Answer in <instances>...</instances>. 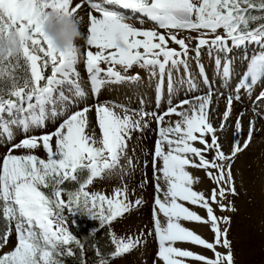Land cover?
Segmentation results:
<instances>
[{
    "label": "snow or ice",
    "instance_id": "1",
    "mask_svg": "<svg viewBox=\"0 0 264 264\" xmlns=\"http://www.w3.org/2000/svg\"><path fill=\"white\" fill-rule=\"evenodd\" d=\"M89 5L100 16L89 12L87 45L97 51L86 52V70L94 95L108 84L140 82L139 73L127 75L133 66L144 69L149 79L156 80L158 94L165 82L170 96L185 84L196 89L189 53L194 51L198 61L203 49H208L210 56L217 53L213 74L230 82L235 68L228 54L250 45L258 46L259 51L247 58L233 88L235 95L230 93L227 97L219 128L214 127L207 112L214 84L203 64L197 63V75L207 87L206 94L180 100L175 105L170 101L162 114L143 110L129 114L123 105L98 104L94 107L97 135L89 119L93 107L85 106L68 114L86 95L75 67L79 54L57 52L42 28L47 10L56 8L77 15L83 5L78 0H0V38L8 30L21 37V50L15 57H0V138L10 141L17 129L25 137L11 145L0 163V214L6 220L0 248L8 244L13 231L16 236L13 249L0 255V264H63L61 257L74 255L69 245L75 243L83 249L81 241L66 226V211L71 216L88 212L92 220L104 226L143 203L142 199L129 200L126 186L114 189L111 196L86 189L94 179L120 167L132 133L149 127L146 116L154 117L158 125L152 164L157 193L153 230L159 244V259L164 264H185L180 258L201 264H235L228 229L221 227V223L230 224V218L218 217L212 204L221 211H235L224 201L228 195H237L232 165L238 154L248 148L254 122L250 121L247 139L242 142L240 117L244 113H240L234 122L236 131L230 154L222 150L216 133L225 130L233 101L241 100L240 92L250 93L264 81V0H89ZM108 6H118L132 15L110 10ZM136 14L146 17L154 27L143 29L129 23ZM182 30L198 35L181 38L178 33ZM189 39H195V48L189 47ZM170 44L177 45L179 50ZM102 63L108 67L102 68ZM49 69L50 74L45 75ZM257 100H264V91ZM65 114L55 131L29 134ZM171 115L180 119L163 126L165 117ZM195 142L202 147L195 146ZM41 147L46 159L34 154H12L16 149L31 151ZM206 153H212L211 158H206ZM192 157L198 158V163ZM158 161L162 162L161 167H157ZM127 164L134 169L131 157ZM189 165L215 170V175L212 171L207 173L218 186L211 190L210 197L192 189V178L186 171ZM84 171L88 176L77 190L66 191L62 187L66 181L78 182L79 173ZM158 172L167 184L166 190L160 187V176L155 175ZM183 202L204 208L206 218ZM161 214L166 218L165 224L161 223ZM181 221L210 224L214 243L185 228ZM177 242L202 246L211 250L214 258L182 250L175 246ZM141 243L139 238L116 240L109 257L119 258ZM217 246L225 248L226 253L216 251ZM99 264H109V260L101 258Z\"/></svg>",
    "mask_w": 264,
    "mask_h": 264
},
{
    "label": "rangeland",
    "instance_id": "2",
    "mask_svg": "<svg viewBox=\"0 0 264 264\" xmlns=\"http://www.w3.org/2000/svg\"><path fill=\"white\" fill-rule=\"evenodd\" d=\"M96 0H92V2H95ZM112 10V9H110ZM127 15V14H126ZM132 15V14H131ZM144 20V23L141 24L140 20ZM129 23H133L138 28L143 29H150L154 27V24L152 22H149L147 18H137L132 16V19L128 21ZM162 32L163 30H158ZM178 35L181 38H190V37H196L198 33L191 32L187 30H182L178 33ZM87 39V34H85V38L83 41ZM83 41H79L78 44L83 43ZM189 47L195 48L196 41L195 39H189ZM170 47L177 48L178 46L175 44H170ZM243 49V52H239L237 50ZM91 51L95 52L97 49L90 48ZM250 50V51H246ZM84 51V50H83ZM259 51V47L255 45H250L246 48H239L234 49L232 52H230L228 55L232 58L234 68H235V74L232 76L230 82L229 81H223L222 77L219 75L213 74V60L214 57L217 55V53L213 52V54L210 56L208 49H203L201 51L199 60L197 61L195 59V52H190L189 56L193 59L190 61L191 64V71H194L197 73L196 65L197 63L203 64V66L207 70V74L210 78V80L214 84V90L213 95L211 97V103H210V109L208 110V115L210 121L213 123L214 127L218 126L220 123V118L223 116V113L226 110L227 106V97L231 93L232 95H235V92L233 91V88L237 81L241 78V74L243 73L244 69L240 70V67L245 65L247 62V58L253 55L254 53ZM85 52H82L81 55H79L77 63L75 65L77 72L80 74V82L83 87V89L90 94L92 92L91 90V83L89 74L86 70V55H84ZM219 55L223 56V53H220ZM101 67L106 69L108 67L107 64L102 63ZM117 69H119V66H117ZM48 75L50 74V69L47 71ZM128 74V73H127ZM180 75H183V70H181ZM156 81V80H155ZM154 79L151 82L144 83L142 87H146L149 90L156 89V83ZM201 82L199 76L197 75L196 78V84L199 85ZM130 83V82H126ZM121 84H108L104 88L101 89L99 94H92L93 97H88L89 94L87 93L83 100H80L78 104L68 110V114L71 112L81 109L85 106H91L93 107V112L90 113L89 119L91 123V127L96 131L97 135H99V128L96 123V116L94 107L98 104H105V105H113L111 103L114 102V100L118 101L117 105H123L127 109H129L130 112H134L132 110L133 103L136 98H128V100H122L118 96H111L106 95L105 92L108 90L113 92V90H124L125 88H121ZM205 86V85H204ZM202 87V86H201ZM206 87V86H205ZM198 89V88H196ZM207 90V87H206ZM125 92L129 93V90L125 89ZM261 91H264V81L259 82L254 89L248 93L245 90H242L240 92L241 101H236L238 110L232 112L233 118L229 119V130L228 131H221L219 135V142L222 145V150L226 154H230L229 150L234 142V132L235 129V120L238 116H240V113H244L242 117H240L241 120V136L240 139L243 142L245 139H247V133L248 129L250 127V121L253 119V122L255 120V123L253 125V133L258 135V140L260 143H264V115L260 118L261 111L264 112V102L263 100H257V96ZM132 92V91H131ZM201 92V90H200ZM86 93V92H85ZM207 92H194L191 95H187V93H184L183 95H179L180 97H175L174 101L171 102L172 105L177 104L180 99H189L201 94H206ZM158 95V97H157ZM91 99L90 102H88L86 99ZM165 99V100H164ZM178 99V100H177ZM157 101V104H159L160 108L159 110L163 113L167 110V108L170 106V103L168 101L170 100V95L167 92L166 85L162 92L159 94L155 93V96H150L149 99H144L142 102H140L139 107L143 106L144 109H149L147 112H156V110H152V108H147L149 106L144 105L145 103H153L154 101ZM254 101L257 103V111H254L249 115L246 114V110L243 107L244 105H247L249 101ZM143 104V105H142ZM259 105V106H258ZM236 106V105H234ZM187 107V105H185ZM259 108V109H258ZM131 109V110H130ZM180 110V109H178ZM221 110V115L220 111ZM232 110H234L232 105ZM259 110V111H258ZM117 112H122L120 108L116 109ZM160 114V113H157ZM66 115H61L56 117L55 119H50L46 122V126L39 129H34L29 134L32 135H41L46 132H52L55 131V129L59 126L60 123L63 122V120L66 118ZM245 115L247 116L245 118ZM254 115V116H253ZM176 115H173V119H176L174 117ZM250 116V118H249ZM252 116V117H251ZM258 116V117H256ZM179 118V117H177ZM258 118V119H257ZM147 120L149 122V127L145 128L143 131L137 133L134 137L138 139L137 144H133L131 137V140L128 141V152L125 157L121 158L120 161V167L116 168L112 172L105 173L103 175V178L94 179L93 183L87 187V191L89 192H101L106 195L111 196L114 192V189L116 188H122L127 187L128 188V195L129 200L135 201L136 199H142L143 203L135 207L133 210H131L129 213H126L123 217L117 218L114 222H111L110 224H107L109 238L114 245L115 249V241L116 240H124L127 241L128 238H139L142 240V243L136 247L134 250L130 251L127 254L122 255L119 258L111 259L109 256L105 259L109 260V264H164V261L159 259L158 257V249L159 244L158 240L154 233V224H153V209L156 207L154 204V198L157 195L155 184L156 180L154 179V172H153V156H154V148L155 143L157 139L159 138L157 136V129L158 125L156 123V120L154 117L147 116ZM180 119V118H179ZM232 124H231V122ZM246 122V123H245ZM248 123V124H247ZM149 131L150 141H147V137L145 136V132ZM257 137V136H256ZM24 137V134L20 132L19 129L15 131V134L13 135L12 139L5 140L3 138H0V163H2L3 158L8 154L9 149L12 144L19 143ZM199 147H202L199 145ZM139 149H141V152L139 153ZM246 150V151H245ZM242 154H238V156L235 159V162L232 165V172L233 177L235 180V186L237 195L232 196L228 195L227 199L224 201L225 204L229 206H234L235 211H221L220 208L216 204H212V207L214 208L215 214L218 217H229L230 218V224H223L221 223L222 228L228 229V239L231 241L232 244V251L234 254V262L235 264H264V159L259 164L257 170L253 171L251 174V177L244 176L241 172V168L251 167V162L249 161L250 158L254 159L251 155H257V153H260L259 147L257 145H253L252 148L245 149ZM12 154L15 155H25V154H34L37 155L39 158L46 159V152L41 148L36 150H26V149H16ZM151 154V159H150ZM206 158H211L212 153H206ZM131 157L134 162V169L129 168L127 164L128 158ZM136 158V161H135ZM194 161L198 163V158L192 157ZM237 160V161H236ZM162 162H157V167H161ZM257 167V165L255 166ZM186 171L189 173L190 177L192 178V184L191 187L194 191L201 192L205 195L206 198L210 197L211 190L214 188H217V184L215 180L211 179L209 175L207 174L209 171L213 172V175L216 174L215 170L210 169H204L200 167H195L192 165L186 166ZM83 172L79 173L80 175ZM85 175L83 176L78 183L73 181H66L62 187L66 191H74L77 190L79 187V183L83 182L87 176V171H84ZM159 173V172H158ZM160 174V175H159ZM155 174L160 176L159 184L160 187L164 190L167 189V184L165 180L163 179V176L161 173ZM141 184L143 186L141 187ZM161 198H163L162 193L160 194ZM66 199V193L65 197ZM185 203L186 207H189L190 210L198 213L201 217L206 218V210L204 208H201L196 205ZM2 213V210H0ZM2 215V214H1ZM71 220L74 222H77L80 226H86L87 229L93 230L96 225L100 224L98 220H92L88 215L79 214L76 213L75 215L71 216L69 215ZM160 220L162 224L166 223V218L163 217V215H160ZM182 226L185 228L194 231L196 234L200 235L203 239H205L207 242H213L214 243V233L211 230L210 224H203L199 222H189V221H181ZM148 233H152L149 235ZM16 243V236L13 231L11 239L9 240L8 244L0 248V255L7 253L11 251ZM176 247L182 249V250H189L195 254H201L208 258H214V253L211 250H208L202 246L194 245L189 242H177L175 244ZM111 251V252H112ZM216 251L220 253H226V249L217 246ZM110 252V253H111ZM109 253V254H110ZM184 259L185 264H201L200 261L188 259V258H180ZM99 264V263H98Z\"/></svg>",
    "mask_w": 264,
    "mask_h": 264
},
{
    "label": "bare ground",
    "instance_id": "3",
    "mask_svg": "<svg viewBox=\"0 0 264 264\" xmlns=\"http://www.w3.org/2000/svg\"><path fill=\"white\" fill-rule=\"evenodd\" d=\"M78 2H80L82 5H83V7L78 11V13H77V16L78 17H80V18H82V31L85 33V34H89L88 33V28L90 27V17H89V12L91 11V13L93 14V15H96L97 16V18H100V16H99V13L98 12H96L95 10H93V9H90V5H89V0H78ZM95 2H97V0L95 1ZM110 9H112V10H116V11H123V12H125V14H127V15H131V13H129V12H127V10H122V9H120L118 6H108ZM134 17H137V18H143L142 16H139V14H136V15H133ZM144 18H146V17H144ZM149 22H151L150 20H148ZM162 32H164V30L162 31ZM85 38V37H84ZM83 41V40H82ZM90 48H93V47H91V46H89V45H87V39H85L84 41H83V43L82 44H80V53H79V55H81L82 54V52H85V54L84 55H86V52L87 51H89L90 50ZM95 49V48H94ZM84 50V51H83ZM237 51H239V52H243L244 50L243 49H240V50H237ZM246 51H250V50H246ZM79 57V56H78ZM246 65V64H245ZM245 65H243V66H241L240 67V69H239V71L240 70H242V69H244L245 68ZM136 73H139L140 74V76L142 77V80L140 81V82H130V83H126V82H124L123 84H121V88H125V89H127V90H129V93H127V92H125L123 89L122 90H120V91H117L116 89L115 90H113V92H111V91H107V92H105L106 93V95H111V96H118L119 98H121L122 100H128V98L130 97V98H136V100L134 101V102H132L133 103V109L132 110H134V112L135 111H137V110H143V111H146L147 112V110L148 111H150L149 109H144V108H142L143 106H141V108H137V106L139 107V104H140V102H142L144 99H149L150 98V96H152V97H154L155 96V93H157V91H156V89H155V91L154 90H149V89H147L146 87H142V85L144 84V83H148V82H151V81H153V79H149V77H148V73L144 70V69H142V68H140V67H138V66H133V68L132 69H130L129 70V72H128V74L127 75H134V74H136ZM192 75L194 76V77H196L197 78V73L196 72H194V71H192ZM155 81V80H154ZM155 83H156V81H155ZM165 85H166V82H165ZM202 86V87H201ZM167 88V87H166ZM197 88L198 89H189L188 87H187V85L185 84V86L184 87H181V88H178L177 89V92L174 94V95H171L170 96V100L168 101V103H170V101L171 102H173L174 101V98L175 97H180L179 95H183L184 93H187V95L189 96V95H191L192 93H194V92H199V93H202V92H207V90H206V87L204 86V84H203V82L201 81L200 82V84L199 85H197ZM200 90H201V92H200ZM85 91V90H84ZM132 91V92H131ZM86 92V94L88 93L87 92V90L85 91ZM100 93V92H99ZM98 93V94H99ZM89 94V93H88ZM92 92H90V94H89V96L88 97H93L92 96ZM158 94V93H157ZM157 97H158V95H157ZM190 97V96H189ZM182 99V98H181ZM180 99V100H181ZM88 102H90V100L91 99H86ZM165 100V99H164ZM178 100V99H177ZM152 101H154V100H152ZM241 101V100H240ZM236 101L234 100L233 101V108H234V110H232V112H234V111H236V110H238V108H237V104L235 103ZM239 102V101H238ZM242 102V101H241ZM263 102H264V100H263ZM111 104H118V101H116V100H114V102L113 103H111ZM143 105V104H142ZM144 105H146V106H149V107H147V108H152V110H156V112L157 113H160V114H162L163 112L162 111H160L159 110V108H160V106H159V104H157V101L155 102H153V103H149V102H147V103H145ZM234 105H236V106H234ZM257 103L256 102H254V101H249V103L247 104V105H244L243 104V107L242 108H244L245 110H246V114H251L252 112H253V108H255V110L257 111ZM259 106V105H258ZM210 109V104H209V106H208V108H207V112H208V110ZM259 109V108H258ZM129 110V109H128ZM131 110V109H130ZM259 111V110H258ZM220 112V115H221V110L219 111ZM132 112H130L129 111V114H131ZM209 113V112H208ZM255 113V112H254ZM121 114H123V112H121ZM234 114V113H233ZM233 114L231 113V117L230 118H233L234 116H233ZM249 114V115H250ZM261 114H262V116L264 115V112H262L261 111V113H260V118L262 117L261 116ZM254 116V115H253ZM152 117V116H151ZM174 117H176V116H174ZM247 116L245 115V118H246ZM252 117V116H251ZM256 117H258V116H256ZM249 118H250V116H249ZM255 118V117H254ZM253 118V119H254ZM145 119L146 120H148L147 119V116L145 117ZM179 118H177L176 117V119H173V115H171V116H166L165 117V124L163 125V126H167V124L169 123V122H172V123H174L176 120H178ZM253 119H251L252 121H253ZM256 119V118H255ZM258 119V118H257ZM221 120H222V116H221V118H220V123L218 124V126H215L216 128H219V126H220V124H221ZM149 121V120H148ZM241 121V120H240ZM231 122V121H230ZM246 123V122H245ZM254 123H255V120H254ZM231 124H232V122H231ZM248 124V123H247ZM250 124V123H249ZM230 124H229V121H228V124H227V126H226V128H225V132L226 131H228L229 130V126ZM242 129H243V127H242ZM248 131H249V129H248ZM139 132H141V131H134L133 133H132V138H133V140H132V143L133 144H137V142H138V139L136 138V137H134L137 133H139ZM149 131H146L144 134H145V136L148 138L147 139V141L146 142H149L150 141V136H149ZM221 133H223V132H221V131H217V133H216V135L219 137V135L221 134ZM259 135V134H258ZM258 135L255 133V131H254V133H253V135H252V137H251V142H250V144H249V146H248V148H252L253 147V145H257V147H259V149H260V153H257V155L255 154V155H251L252 157H254V159H252V158H250L249 159V161L251 162V167H246V166H244V167H242L241 168V172L243 173V175L244 176H249V177H251V174H252V172L253 171H255V170H257L256 168H258V166H259V164L262 162V160L264 159V143H260L259 142V140H258ZM157 136H158V129H157ZM257 136V137H256ZM260 136V135H259ZM195 146H198L199 147V143L198 142H195ZM165 150H167L166 149V147H165ZM246 151V150H245ZM139 153L141 152V149H139V151H138ZM244 152V151H243ZM242 154V153H241ZM150 159H151V154H150ZM236 159V158H235ZM135 161H136V158H135ZM237 161V160H236ZM264 161V160H263ZM160 163H161V161H160ZM257 165V167H255ZM157 174H159V173H157ZM162 174V173H161ZM160 175V174H159Z\"/></svg>",
    "mask_w": 264,
    "mask_h": 264
},
{
    "label": "clouds",
    "instance_id": "4",
    "mask_svg": "<svg viewBox=\"0 0 264 264\" xmlns=\"http://www.w3.org/2000/svg\"><path fill=\"white\" fill-rule=\"evenodd\" d=\"M44 35L50 40L57 52L80 53L79 41L83 40L82 18L75 14L65 13L59 9L47 10L43 22ZM21 50V37L14 30H8L0 38V57H15ZM90 216V213L86 212Z\"/></svg>",
    "mask_w": 264,
    "mask_h": 264
},
{
    "label": "trees",
    "instance_id": "5",
    "mask_svg": "<svg viewBox=\"0 0 264 264\" xmlns=\"http://www.w3.org/2000/svg\"><path fill=\"white\" fill-rule=\"evenodd\" d=\"M45 75H48L47 71L45 72ZM84 175V172L81 175L79 174L78 181L84 178ZM65 214L68 217L65 222L66 226L69 228V231L81 241L83 249L75 245V243L69 245V247L72 248L74 255H65L61 257L63 264H98L101 258L109 256L114 245L109 238L106 225L101 226L98 224L93 230H89L86 226H80L77 222L72 221L67 211ZM5 224L6 220L0 214V235L3 234Z\"/></svg>",
    "mask_w": 264,
    "mask_h": 264
}]
</instances>
